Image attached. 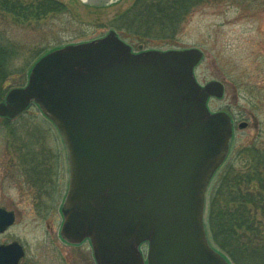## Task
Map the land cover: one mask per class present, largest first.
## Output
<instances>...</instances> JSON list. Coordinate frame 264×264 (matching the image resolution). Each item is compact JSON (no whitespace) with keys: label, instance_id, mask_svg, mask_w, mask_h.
Wrapping results in <instances>:
<instances>
[{"label":"water","instance_id":"1","mask_svg":"<svg viewBox=\"0 0 264 264\" xmlns=\"http://www.w3.org/2000/svg\"><path fill=\"white\" fill-rule=\"evenodd\" d=\"M203 57L196 48L137 53L111 30L49 52L0 103L7 119L34 104L58 130L70 174L60 235L88 240L96 264H232L211 242L207 207L234 125L208 107L225 89L198 82ZM15 221L0 208V234ZM24 256L18 242L0 244V264Z\"/></svg>","mask_w":264,"mask_h":264},{"label":"rangeland","instance_id":"2","mask_svg":"<svg viewBox=\"0 0 264 264\" xmlns=\"http://www.w3.org/2000/svg\"><path fill=\"white\" fill-rule=\"evenodd\" d=\"M57 1L66 6L65 13L26 22L0 9V44L13 51L10 72L0 82L2 99L13 88L27 83L30 68L42 55L64 45L101 38L110 31V21L134 2ZM189 48L200 49L205 55L196 73L198 79L201 82L216 79L225 86L224 99L211 103L212 109L231 110L246 117L248 126L236 127L237 136L229 158L239 167V151L264 143V0L203 4L189 15L174 40L141 41L133 45L135 52ZM13 129L17 135L21 132L25 135L26 129L41 135L38 151L52 154L50 157L58 164H54L52 177L61 181V192L65 187V150L56 128L39 108L32 106L12 121L0 117V208L16 215L13 226L0 235V244H21L25 257L20 264H96L90 243L79 246L63 243L59 236L62 224L59 215L36 211L25 197V191H34L36 186L28 183L18 169L19 149L13 141ZM258 219L263 218L259 215ZM143 252L146 255L147 247Z\"/></svg>","mask_w":264,"mask_h":264},{"label":"trees","instance_id":"3","mask_svg":"<svg viewBox=\"0 0 264 264\" xmlns=\"http://www.w3.org/2000/svg\"><path fill=\"white\" fill-rule=\"evenodd\" d=\"M217 1L221 0H134L110 21L109 28L132 47L141 41H171L198 6ZM0 9L25 22L67 11L57 0H0ZM11 57L13 51L0 44V82L10 72ZM2 97L0 91V102ZM21 134L13 129L19 152H40L41 135L31 129ZM239 156V167L229 159L214 178L208 197V230L215 248L232 264H264V143L244 148Z\"/></svg>","mask_w":264,"mask_h":264},{"label":"flooded vegetation","instance_id":"4","mask_svg":"<svg viewBox=\"0 0 264 264\" xmlns=\"http://www.w3.org/2000/svg\"><path fill=\"white\" fill-rule=\"evenodd\" d=\"M204 54V53H203ZM205 58V55L203 57V59L200 61V63L196 66V73L198 70V67L202 64L203 60ZM197 77V74H196ZM198 82L202 85L205 86L207 82H201L198 77H197ZM212 81H218L216 79L211 80ZM220 82V81H218ZM222 83V82H221ZM223 84V83H222ZM224 85V84H223ZM225 88V86H224ZM225 97V93L224 96L222 98H217V97H210L209 101H208V107L209 109L215 113V112H220V111H225L227 112L232 119L233 125H234V139H236V127L237 125L239 127H241L242 124H246V127L248 126V123L245 121V116L244 115H238L235 114L234 112H232L231 110H226V109H218V110H213L211 107V103L214 102H218L223 100ZM252 117V115H251ZM7 120V119H6ZM60 152H55V154H57ZM64 153V189L63 192H61V186L62 183L61 181H59V179L56 181V179H54L52 177V169L54 168L56 164L54 161L53 157H50L49 153H40V152H34V153H30V152H17V158H16V163L19 164V170L21 172V174H23V176L28 180V183L36 186L35 190H27L25 191L24 195L26 198H28L32 205L34 206V208L36 209V211H40V213L45 214V212L47 211H51L57 213V215H59V217L61 218L62 224L64 222V217L62 214V207L63 204L65 202L67 193H68V189H69V181H70V174H69V166H68V161H67V154L65 152ZM54 155V154H53ZM55 164V165H54ZM22 165V166H21ZM33 165H35V167H33ZM52 165V168H49L48 166ZM24 168V169H23ZM54 173V172H53ZM13 212V211H12ZM15 214V213H14ZM16 216V215H15ZM61 224V227H62ZM61 231V229H60ZM60 231H59V236H60ZM6 232V231H5ZM4 232V233H5ZM3 233V234H4ZM2 235V234H0ZM61 241L63 243H65L62 238L60 237ZM89 241H85L84 243H86ZM67 244V243H65ZM83 244V243H82ZM69 246H79V245H70L67 244ZM147 247L148 248V244L145 243L142 245V248Z\"/></svg>","mask_w":264,"mask_h":264}]
</instances>
